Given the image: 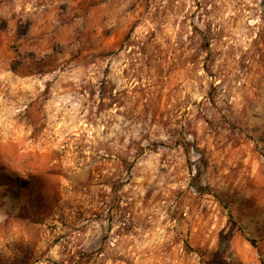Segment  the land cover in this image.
I'll return each instance as SVG.
<instances>
[{
  "label": "rangeland",
  "instance_id": "rangeland-1",
  "mask_svg": "<svg viewBox=\"0 0 264 264\" xmlns=\"http://www.w3.org/2000/svg\"><path fill=\"white\" fill-rule=\"evenodd\" d=\"M0 264H264V0H0Z\"/></svg>",
  "mask_w": 264,
  "mask_h": 264
}]
</instances>
